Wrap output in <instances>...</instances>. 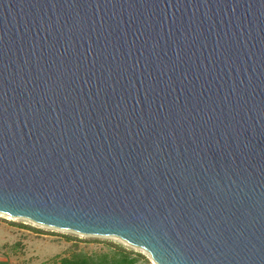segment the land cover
Segmentation results:
<instances>
[{
	"label": "water",
	"instance_id": "obj_1",
	"mask_svg": "<svg viewBox=\"0 0 264 264\" xmlns=\"http://www.w3.org/2000/svg\"><path fill=\"white\" fill-rule=\"evenodd\" d=\"M0 213L264 264V0H0Z\"/></svg>",
	"mask_w": 264,
	"mask_h": 264
},
{
	"label": "rangeland",
	"instance_id": "obj_2",
	"mask_svg": "<svg viewBox=\"0 0 264 264\" xmlns=\"http://www.w3.org/2000/svg\"><path fill=\"white\" fill-rule=\"evenodd\" d=\"M19 223L30 225L32 228L21 227ZM63 235H72L84 240L113 241L143 253L151 264H154L145 250L132 246L118 237L84 235L71 230L37 224L27 218L11 217L0 213V248H4L16 264H52L60 257L70 254L75 248L87 252L105 248L100 242L85 241H80L78 247H75L74 242L67 241Z\"/></svg>",
	"mask_w": 264,
	"mask_h": 264
},
{
	"label": "trees",
	"instance_id": "obj_3",
	"mask_svg": "<svg viewBox=\"0 0 264 264\" xmlns=\"http://www.w3.org/2000/svg\"><path fill=\"white\" fill-rule=\"evenodd\" d=\"M24 228H32L30 225L19 223ZM39 230V229H35ZM40 231V230H39ZM67 241L74 242L78 247L80 241L100 242L105 247L102 250L87 252L82 249L71 251L70 254L60 257L52 264H151L149 259L143 253L129 249L119 243L99 239H80L72 235H63ZM7 246L6 244H4ZM15 246V245H14ZM14 248V247H13Z\"/></svg>",
	"mask_w": 264,
	"mask_h": 264
},
{
	"label": "crops",
	"instance_id": "obj_4",
	"mask_svg": "<svg viewBox=\"0 0 264 264\" xmlns=\"http://www.w3.org/2000/svg\"><path fill=\"white\" fill-rule=\"evenodd\" d=\"M0 264H16L11 255L4 248H0Z\"/></svg>",
	"mask_w": 264,
	"mask_h": 264
}]
</instances>
